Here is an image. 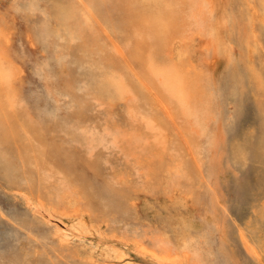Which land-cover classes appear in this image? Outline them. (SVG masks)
Segmentation results:
<instances>
[{
    "label": "bare ground",
    "instance_id": "bare-ground-1",
    "mask_svg": "<svg viewBox=\"0 0 264 264\" xmlns=\"http://www.w3.org/2000/svg\"><path fill=\"white\" fill-rule=\"evenodd\" d=\"M235 2L243 14L230 13L227 20L242 61V73L234 79L238 94H244L249 87L255 99L261 118L256 155L258 163L264 165V0ZM200 3V0H50L45 4V17L32 31L33 38L46 44L58 40L63 52L68 48L67 42L74 45L68 50L74 49L75 62L92 79L95 97L109 99V109L112 101H123L128 107L126 127L107 129L105 134L79 127L85 114L82 108L72 114L75 123L53 118L48 122L42 118L31 120L29 112L20 106L21 69L9 49V23L0 15V161L10 167L12 176L22 175L25 188H18L15 195L38 221L54 224L46 244L68 264H201V259L191 251L177 227L169 233L156 230L144 233L141 238L127 234L116 240L104 237L95 245V251L86 249L81 241L89 234L84 215L91 212V207L107 210L108 202L128 195L113 186L116 178L113 175H106L102 194L83 173L74 175L69 170V177L64 175V165L57 158L61 156L63 142L52 139L44 147L38 130L47 135L58 128L72 143L81 142L80 159L92 157L94 146L105 143L109 137L108 142L129 163L125 174L130 176L134 172L144 181L141 183L144 191H154L158 181L168 193L183 188L195 198V203L202 202L207 207L205 213L211 215L212 223L226 227L227 210L215 190L220 180L219 158H214L207 168L200 159L214 105L206 80L194 68L187 51L180 57L195 35L214 34L211 17L203 16ZM258 13L260 17L256 21ZM112 62L122 76L108 71ZM57 70L56 77L44 75L46 88L54 97V84L71 87L62 60L57 63ZM85 92L90 91L85 89ZM56 105L59 107V101ZM16 140L23 142L22 150L18 151L20 167H15V160L3 148ZM72 143H68L64 153L69 154ZM246 149L237 144L234 155L243 160ZM90 165L97 169L95 162ZM160 172L165 177L161 178ZM196 179L205 183L209 201L204 202L191 191L190 185ZM0 215L4 217L1 212ZM134 215L145 218L141 213ZM261 216L264 222V207ZM66 218L70 224L64 222ZM182 221L185 222L183 214L175 205L165 207V217L160 223L173 227ZM203 223L208 228L209 224ZM258 227L264 230V224ZM239 239L248 256L262 264L264 239L250 241L240 228ZM227 257L231 261L235 259L234 255Z\"/></svg>",
    "mask_w": 264,
    "mask_h": 264
},
{
    "label": "rangeland",
    "instance_id": "rangeland-1",
    "mask_svg": "<svg viewBox=\"0 0 264 264\" xmlns=\"http://www.w3.org/2000/svg\"><path fill=\"white\" fill-rule=\"evenodd\" d=\"M221 1L200 0L203 16H207V19L211 17L214 36L195 35L188 41V48L182 51L180 57L187 51L194 68L206 80L207 92L214 105L206 137L203 139L205 141L200 159L204 168H207L214 158H219L220 180L215 190L221 195V202L227 210L226 227L219 228L212 223L211 215L205 213L207 207L202 206V202L195 203L193 200L195 198H191L190 193L187 195L183 188L168 193L162 189L158 181L154 191H144L141 187L144 181H141L134 172L131 171L130 176L125 174L129 163L108 142L109 137H106L105 143L94 146L92 157L84 155L85 158L80 159V154L83 155L81 142L72 143V139L58 128L47 135L38 130L44 147L52 139L59 143L63 142L64 148L61 156L57 158L64 165V175H70H67L69 170L72 174L83 173L86 179L98 186L96 190L100 191V194L107 182L106 175H113L116 177L113 186L128 195L108 202L107 210L91 207V212L84 215L83 220L89 234L81 241L85 243L86 249L91 248L95 251V245L104 237L116 240L127 234L130 237L141 238L144 233L155 230L169 233L177 227L191 251L198 254L201 264H261L248 256L239 239V228L250 241L264 239V230L258 227L264 224L262 216L260 217L261 209L264 207V165L258 163L256 155V149L260 144L261 118L255 99L251 96V89L248 87L244 94H238L234 79L242 73V61L235 36L227 20L230 13L242 15V9L235 0ZM49 2L50 0H0V15L5 17L10 26L9 49L21 69L19 82L21 108H25L34 121L42 118L48 122L53 118L58 122L69 123H75L76 119L72 114L82 108L85 110L84 117L79 122L82 130L105 134L107 129L125 128L128 107L123 101H112L109 109L107 107L109 99L96 98L92 79L84 68L78 67L74 60V49L68 50L74 45L67 42L68 48L63 52L58 40V44L54 42L46 44L33 38L32 31H35L36 25L45 17V4ZM18 6L19 8H16ZM258 15L256 21L260 17L259 13ZM224 45L226 46L223 49ZM60 60L65 65V75L69 76L71 87L54 84L53 91L56 94L54 97L46 88L44 75L56 77L57 63ZM120 68L122 69V66ZM108 71L122 76L113 62ZM129 77L135 81L130 74ZM85 89L90 92H85ZM56 101H59V107ZM134 103L137 105V100L134 99ZM69 142L72 143V148L67 154L64 152L67 151ZM237 144L247 148L243 160L234 155L233 148ZM3 148L9 151L10 158L15 160V167L16 165L20 167L18 151L23 148L22 140L4 144ZM90 162H95L96 170L92 168ZM5 164L0 161V212L4 215V217L0 215V264H68L46 244L51 238L54 224L38 221L31 210L15 195L18 188H25L24 180L20 173L12 176V170ZM160 175L161 178L165 177L164 172H160ZM64 178L69 180L67 177ZM190 188L201 200L209 201L205 183L203 184L201 179L191 183ZM175 205L181 210L185 222L182 221V224L173 227L160 223L165 217V207ZM135 212L141 213L145 218H137ZM128 213L130 216L126 217ZM64 220L65 223H71L67 218ZM203 222L209 224L208 228L203 227ZM75 240L77 239L71 241ZM228 255H234V261L229 260Z\"/></svg>",
    "mask_w": 264,
    "mask_h": 264
}]
</instances>
